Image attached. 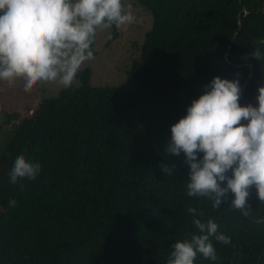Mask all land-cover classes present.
I'll return each instance as SVG.
<instances>
[{
  "label": "trees",
  "instance_id": "trees-1",
  "mask_svg": "<svg viewBox=\"0 0 264 264\" xmlns=\"http://www.w3.org/2000/svg\"><path fill=\"white\" fill-rule=\"evenodd\" d=\"M135 1L153 16L128 70L135 88L94 85L87 66L78 85L8 115L17 123L0 155V264H167L172 243L198 232L190 206L231 237L213 240L217 260L198 254L195 264H264V202L255 187L248 213L228 201L213 208L187 195L183 154L165 153L170 125L214 75L238 76L240 103H256L264 60L250 53L264 37V0ZM21 153L42 165L23 187L8 179ZM161 162L176 165L172 176Z\"/></svg>",
  "mask_w": 264,
  "mask_h": 264
},
{
  "label": "clouds",
  "instance_id": "clouds-1",
  "mask_svg": "<svg viewBox=\"0 0 264 264\" xmlns=\"http://www.w3.org/2000/svg\"><path fill=\"white\" fill-rule=\"evenodd\" d=\"M131 9L123 0H0V81L22 76L25 90L41 81L72 87L82 65L94 57L97 30L131 23ZM253 43L250 56L264 60V37ZM203 89L170 125L165 153L183 154L188 196L205 197L213 208L228 201V207L247 211L253 186L264 202V85L258 88L255 104L240 103L238 76L214 75ZM175 167L160 164L169 176ZM41 171L38 160L21 153L8 168V179L17 184L35 179ZM16 204L15 198L9 199L10 208ZM187 211L198 232L172 243L167 264H195L198 254L217 260L213 240L229 244L231 237L219 230L214 218L203 219L197 207Z\"/></svg>",
  "mask_w": 264,
  "mask_h": 264
},
{
  "label": "rangeland",
  "instance_id": "rangeland-1",
  "mask_svg": "<svg viewBox=\"0 0 264 264\" xmlns=\"http://www.w3.org/2000/svg\"><path fill=\"white\" fill-rule=\"evenodd\" d=\"M125 6L132 5L135 19L119 27L120 35L113 41L107 39V33L112 29L100 28L95 38L94 57L85 61L82 69L92 68L91 82L94 85L109 84L120 90H130L136 85L129 76L133 60L139 58L140 49L146 33L153 23L152 13L135 0H123ZM23 77L17 76L11 82L6 81V95L0 102V155L6 148L7 142L14 135L16 120L11 123L8 115L26 113L34 107L43 97L56 95L63 86L58 82L41 81L32 86L30 90L21 87ZM73 86L79 84L75 80Z\"/></svg>",
  "mask_w": 264,
  "mask_h": 264
},
{
  "label": "water",
  "instance_id": "water-1",
  "mask_svg": "<svg viewBox=\"0 0 264 264\" xmlns=\"http://www.w3.org/2000/svg\"><path fill=\"white\" fill-rule=\"evenodd\" d=\"M229 48H230V45H229ZM228 54H229V52L225 54L226 58H228ZM237 65H240V64H237ZM249 65H250V68H251V72L249 74V77H252V75H253V71H252L253 66H252V64H249ZM245 213H248V211H245Z\"/></svg>",
  "mask_w": 264,
  "mask_h": 264
}]
</instances>
